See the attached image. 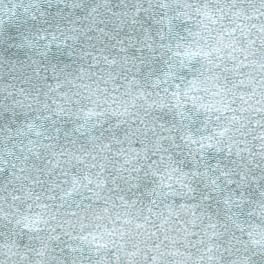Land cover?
I'll list each match as a JSON object with an SVG mask.
<instances>
[{"label":"snow or ice","instance_id":"obj_1","mask_svg":"<svg viewBox=\"0 0 264 264\" xmlns=\"http://www.w3.org/2000/svg\"><path fill=\"white\" fill-rule=\"evenodd\" d=\"M0 264H264V0H0Z\"/></svg>","mask_w":264,"mask_h":264}]
</instances>
